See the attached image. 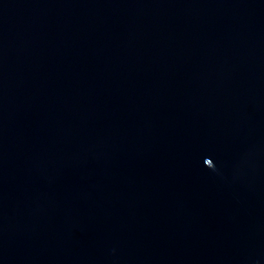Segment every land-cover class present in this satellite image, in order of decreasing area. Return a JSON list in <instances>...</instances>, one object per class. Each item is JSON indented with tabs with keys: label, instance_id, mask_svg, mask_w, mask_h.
<instances>
[{
	"label": "water",
	"instance_id": "obj_1",
	"mask_svg": "<svg viewBox=\"0 0 264 264\" xmlns=\"http://www.w3.org/2000/svg\"><path fill=\"white\" fill-rule=\"evenodd\" d=\"M0 264H264V0H0Z\"/></svg>",
	"mask_w": 264,
	"mask_h": 264
}]
</instances>
